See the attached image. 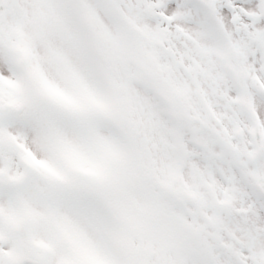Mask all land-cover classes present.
<instances>
[{"label": "snow or ice", "instance_id": "1", "mask_svg": "<svg viewBox=\"0 0 264 264\" xmlns=\"http://www.w3.org/2000/svg\"><path fill=\"white\" fill-rule=\"evenodd\" d=\"M0 264H264V0H0Z\"/></svg>", "mask_w": 264, "mask_h": 264}]
</instances>
